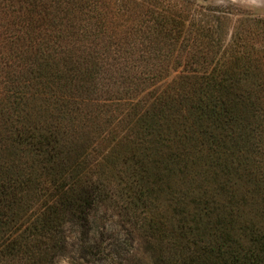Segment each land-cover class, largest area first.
Returning a JSON list of instances; mask_svg holds the SVG:
<instances>
[{"label":"trees","instance_id":"1","mask_svg":"<svg viewBox=\"0 0 264 264\" xmlns=\"http://www.w3.org/2000/svg\"><path fill=\"white\" fill-rule=\"evenodd\" d=\"M91 4L0 0V264H56L76 251L121 264L132 249L110 254L102 205L145 238L154 264H264V208L251 203L233 227L195 202L183 219L166 215L175 198L183 204V173L234 180L240 144L264 157L253 66L199 54L163 62L159 45L133 49L89 29L77 14ZM156 26L152 39L179 34Z\"/></svg>","mask_w":264,"mask_h":264},{"label":"rangeland","instance_id":"2","mask_svg":"<svg viewBox=\"0 0 264 264\" xmlns=\"http://www.w3.org/2000/svg\"><path fill=\"white\" fill-rule=\"evenodd\" d=\"M90 1L93 4L87 7L86 12L78 13L77 16H84L86 13L84 17L88 20L87 23H94V26L89 29L99 30L103 39L116 36V40L133 49H142L147 44L159 45L167 53L161 60L170 64L183 63L185 59H190L192 54L195 56L199 54L204 57H194L198 62L215 63L218 60H225L252 65V78L248 80L247 88H251L254 82L261 85L262 108H264V0ZM161 20H166L169 28L178 30L176 39H152V34L159 29L156 24ZM255 65H258V70L255 71L254 76ZM254 132L256 137L264 138L263 128H256ZM243 146L245 145L235 146L237 150H245V152L243 157H238L243 171H240L234 180H225L224 177L217 175L214 178L213 173L203 172L196 177H191L182 169L186 173H183L184 180H179L178 183L184 182V185L177 187V191L180 188V191L182 189L186 192V199L180 194L183 204L176 198L171 202L166 211L168 219L181 218L180 211L183 215L181 219L185 218L188 208L186 203L195 202L196 205L210 208V212L223 213L224 218L233 227L236 218L239 221L240 213L238 212L251 203L258 206V211L264 208V202L261 201L264 196V183L261 180V177H264V157L259 159L254 157L257 160L254 159L250 153L246 154L250 146L246 145L244 148ZM222 183L224 186L218 188ZM177 191H173L175 196ZM225 195L228 197L227 200ZM96 221L100 222L101 229L103 228L106 234H109L108 238L113 239L112 242L116 246V248L109 247L110 254L117 253L119 247L123 250L132 249L125 257H121V264H135L136 259L144 260L141 264H154L150 254L145 250L147 248L145 238L141 237L137 231L135 233L130 229L114 210L105 205L100 206ZM96 226L94 220V229ZM129 232H132V235H129ZM74 242L71 241L72 245L76 244ZM109 243L111 242H105L104 246ZM115 262L119 263V260ZM56 264L94 263L79 259L76 251L75 254L70 252L58 257Z\"/></svg>","mask_w":264,"mask_h":264}]
</instances>
